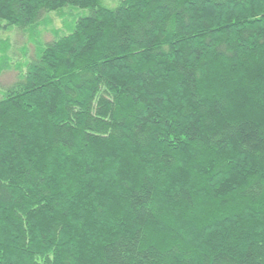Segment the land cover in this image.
<instances>
[{
    "label": "trees",
    "instance_id": "trees-1",
    "mask_svg": "<svg viewBox=\"0 0 264 264\" xmlns=\"http://www.w3.org/2000/svg\"><path fill=\"white\" fill-rule=\"evenodd\" d=\"M66 6L0 86V264H264V0H0V33Z\"/></svg>",
    "mask_w": 264,
    "mask_h": 264
},
{
    "label": "rangeland",
    "instance_id": "rangeland-1",
    "mask_svg": "<svg viewBox=\"0 0 264 264\" xmlns=\"http://www.w3.org/2000/svg\"><path fill=\"white\" fill-rule=\"evenodd\" d=\"M118 1L99 0V3L103 7L113 8ZM88 13V9L66 6L48 12L33 27L26 28V31L8 29L0 33V52H4V57H2L3 54H0V64H4L0 71V86L8 85L16 78L25 60L36 52L39 42L50 41L59 33L67 32L69 24L74 18L85 16Z\"/></svg>",
    "mask_w": 264,
    "mask_h": 264
}]
</instances>
